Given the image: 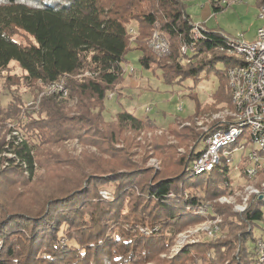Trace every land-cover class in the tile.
<instances>
[{
	"label": "trees",
	"instance_id": "16d2710c",
	"mask_svg": "<svg viewBox=\"0 0 264 264\" xmlns=\"http://www.w3.org/2000/svg\"><path fill=\"white\" fill-rule=\"evenodd\" d=\"M187 1L0 0V79L12 98L7 106L0 102V264H264V200L252 197L245 211L234 212L218 202L229 194L233 168L224 162L209 173L191 171L207 139L228 128L215 121L209 133H200L195 118L233 108L227 71L242 60L221 51L227 47L221 30L203 27L195 39ZM257 4L264 6V0ZM211 5L215 13L226 9L220 0H211ZM132 24L136 35L129 29ZM157 30L169 40V52L161 58L148 45ZM132 51L142 53L143 69L160 70L166 85L187 80L194 85L187 95L196 105L193 116L177 118L166 130L183 139L180 145L192 146L178 153L177 143L158 146L163 139L155 138L153 153L165 164L160 171L132 160V148L139 145L135 138L116 147L126 130L155 131L158 127L149 118L127 111L114 120L104 117L108 94L122 97L128 71L123 64ZM13 63L21 75L13 73ZM203 73L218 80L206 104L194 91ZM62 78L67 97L45 95L38 112L23 114V88L36 97ZM71 99H77L73 111ZM12 125L20 130V140L8 139ZM78 138L110 159L61 161L55 148ZM246 163H241V172ZM37 165L57 180L63 179L66 166L74 175L66 172L67 180L37 187ZM109 187L113 198L104 199L100 191ZM28 188L38 194L23 199ZM205 205L208 216L199 213ZM217 216L222 221L216 239L204 238L171 258L162 257L179 233ZM142 227L150 232L141 233Z\"/></svg>",
	"mask_w": 264,
	"mask_h": 264
},
{
	"label": "rangeland",
	"instance_id": "374dc122",
	"mask_svg": "<svg viewBox=\"0 0 264 264\" xmlns=\"http://www.w3.org/2000/svg\"><path fill=\"white\" fill-rule=\"evenodd\" d=\"M230 6H227L224 11L215 13L213 11L211 0H188L187 1V13L194 24H200L207 29H216L223 31L226 35L230 37H240L243 36L248 42H252L256 36L258 28L261 26L262 20L259 17V8L257 0H230ZM129 29L133 35L137 34L135 26H129ZM150 47V44H148ZM151 49V48H150ZM152 50V49H151ZM153 51V50H152ZM154 52V51H153ZM155 53V52H154ZM142 53L140 51H132L126 57V62L123 64L124 69L127 68L125 74V83L123 84V89L121 91L122 97L117 98V95L110 93L105 101L106 111L104 117L106 120H114L115 116L122 112L127 111L135 114L136 117L145 120L149 118L158 128L155 131L145 130L138 133L126 130L122 136L119 144L116 145L118 148H123L127 146L128 142L126 139H134L138 146L132 148V160L142 168H152L154 171H160L165 167L162 159L159 158L154 152L153 141L163 139L160 141L158 146L170 145L171 143H177V152L184 153L185 150L188 151L191 148V144L188 148L184 145H180L181 140L175 139L166 130L170 125L174 124L177 118L186 120L193 116L195 112V102L192 101L187 95L193 91V81L187 80L182 85L170 86L166 85L162 80V73L160 70H145L142 68L139 60ZM156 55V53H155ZM158 58L160 56L156 55ZM13 67V73L21 75L22 71L16 66V64H11ZM131 68L134 69L131 72ZM219 70H224V65L219 64L217 66ZM85 74L84 76H88ZM3 80L0 79V102L3 106H7L8 102L12 99L8 91L4 89ZM218 87V80L216 75L211 74L209 77L205 73L201 75V80L199 81L195 92L197 93L198 100L201 104H206L211 102L213 93ZM68 91V90H67ZM34 96L23 88V98L26 104L35 100L38 96ZM65 98V97H64ZM77 99H71L68 101L69 108L73 111L76 109ZM180 106L182 109H180ZM39 107V105H38ZM36 107L30 111H27L25 105L23 109V114L38 112L39 108ZM219 106L217 108H222ZM229 108L223 107L220 111H205L200 113L198 117L195 118V129L200 133H209L211 125L215 121L222 120L215 116L222 115ZM37 116V115H36ZM221 122V121H220ZM187 124H189L187 122ZM183 125V124H182ZM181 125V126H182ZM179 132L182 131L180 127L177 128ZM164 131V133H163ZM169 134L171 136H169ZM158 137V138H157ZM243 139L240 140V144ZM150 144V145H149ZM201 146H199L200 148ZM250 148L248 147L245 154H248ZM55 152L60 155L61 161L68 162L71 160L83 161L85 158L90 156L97 159L109 160L107 156L101 154L98 147L91 145L88 142H82L78 139H70L64 142L62 145L55 148ZM173 155H176L174 152ZM242 152H236L234 154V164H238ZM170 162V161H169ZM172 163V162H171ZM170 163V164H171ZM63 172L60 173L62 180H67V173H74L68 169V166L64 168ZM67 172V173H66ZM57 175L46 174L43 167L37 165V170L35 176L33 177L34 185L44 183H55ZM69 177H71L69 175ZM230 191L228 195L221 197L218 202L220 204H226L233 207L234 212H241L238 206L244 205V201L247 198L248 192L247 187L254 186L255 188L261 185L260 176L258 180L249 181L245 178L240 170L231 171L230 175ZM38 187V186H37ZM108 191L111 194V199L113 198V188H104L100 191ZM32 188H28L23 195L25 197L33 198L37 194H34ZM255 198L253 195L249 197L246 202L247 206L251 198ZM31 200V199H26ZM22 201V200H21ZM222 219L217 216L215 219H210L200 224L189 227L187 230L179 233L175 240L172 249L167 253L163 254L162 257H173L176 255L186 244L197 243L199 240L204 238L216 239L218 234L211 236L209 229L212 222H217L220 229ZM205 228H207L205 230ZM139 231L143 234H148L150 232L147 228H139ZM226 233V232H225ZM223 233V236L225 235ZM63 242L65 240L63 239Z\"/></svg>",
	"mask_w": 264,
	"mask_h": 264
},
{
	"label": "built area",
	"instance_id": "2783aa9c",
	"mask_svg": "<svg viewBox=\"0 0 264 264\" xmlns=\"http://www.w3.org/2000/svg\"><path fill=\"white\" fill-rule=\"evenodd\" d=\"M230 4V0H220L222 6L227 7ZM259 13L262 23L252 42H248L243 36L235 38L225 33L223 35L227 47L221 48V51L242 60L241 65L230 67L227 71L232 90L233 108L225 110L222 115L215 116V118H221L220 121L227 124L228 128L217 130L207 139L206 149L192 163L191 171L194 174L212 172L224 162L229 168L239 170L244 160L247 163L242 174L247 180H258L261 172L264 171V6L259 8ZM203 27L195 24V39L202 34ZM150 47L158 56L166 55L169 52V40L166 33L155 31L150 40ZM182 52L186 53L187 48L183 47ZM52 94L68 96L64 78L49 84L35 100L28 102L27 111L38 107L43 96ZM180 109H182L181 106ZM25 116L26 114L23 117ZM12 127L13 131L8 139L17 136L20 140L22 137L20 130L13 125ZM241 139L243 143L240 144ZM248 147L250 151L245 154ZM236 152H242V155L238 164L235 165L234 154ZM246 189L248 195L245 203L238 206L241 212L246 210V202L250 196L264 200V180L260 186L255 188L252 185ZM101 196L104 199H111L108 191L101 192ZM209 210V205H205L200 208L199 213L208 216ZM208 230L211 236L220 232L217 222H212L211 227L206 231ZM260 248L263 250L264 246L261 245Z\"/></svg>",
	"mask_w": 264,
	"mask_h": 264
}]
</instances>
